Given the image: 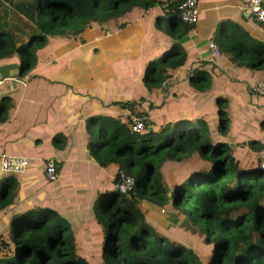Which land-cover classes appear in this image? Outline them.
Here are the masks:
<instances>
[{"label":"trees","instance_id":"1","mask_svg":"<svg viewBox=\"0 0 264 264\" xmlns=\"http://www.w3.org/2000/svg\"><path fill=\"white\" fill-rule=\"evenodd\" d=\"M184 1L19 0L17 13L26 22L17 15L12 19L14 24L0 20V60L17 55V77L24 80L50 43L69 37L85 44L113 20L134 11L155 12L142 48L144 55L150 56L141 78V95L147 97H141L139 103H113L119 113L92 115L84 123L90 156L113 174L94 203L97 245L88 250L95 252L76 248L75 232L53 209L30 207L14 215L9 234L0 235V264H264V170L258 158L264 142L253 134L246 137L252 130H242L244 122H235L222 110L220 105H227L226 98L218 97L215 107L206 102L201 109L194 106L189 111L180 102L172 107L166 103L163 85L187 63L179 42L193 27L180 18L178 8ZM236 29L217 41L220 52L231 56L232 62L245 63L248 69L264 67V44L246 48L245 34ZM154 35L171 39L165 43L171 49L160 59L161 45L157 51L152 45L157 39L148 40ZM193 75L192 92L206 95L208 76L200 72ZM254 94L264 100V96L249 91L250 96ZM151 96L161 98L156 103ZM199 98L187 101L193 104ZM258 106L264 112V101ZM12 107L10 98H0V125L8 121ZM123 113H128L127 118H122ZM260 113L259 121L251 125L264 129ZM133 117L142 119L143 132L131 131ZM64 139L62 135L55 138L57 148L63 147ZM185 159L187 175L174 183L169 197L160 169L167 162ZM120 172L134 181L129 194L113 189ZM3 182L0 211L12 207L17 187L14 176H4ZM140 203L152 208L171 205L199 230L209 254L201 258L185 245L155 232L144 220Z\"/></svg>","mask_w":264,"mask_h":264},{"label":"crops","instance_id":"2","mask_svg":"<svg viewBox=\"0 0 264 264\" xmlns=\"http://www.w3.org/2000/svg\"><path fill=\"white\" fill-rule=\"evenodd\" d=\"M18 2L19 0H0V20L3 23L14 24V15L26 22L17 13ZM248 2L249 0H196L198 19L192 26L193 29L179 42L187 55V63L166 82L164 88L167 90V105L172 107L174 103L179 105L180 102L185 104L188 111L194 106L199 108L203 102L201 97L204 96L192 92L190 83L193 81V74L200 72L208 76V83L214 84L210 89L216 90L228 85L224 89L231 87L232 90L239 91L246 109L243 114L240 113L239 118H233L235 122L242 120L246 125L249 121L248 126L256 122L260 108L258 104L264 100L255 94L250 96L249 91L254 90L258 84H264V67L251 70L245 67V63L240 65V62H232L231 56L220 52L217 42L226 38L224 34H232L238 28L245 34L243 41L246 48L253 49L264 44V28L251 17L247 10ZM154 14L155 12L149 15V12L134 11L126 18L113 20L101 27L100 34L94 35L85 44L69 37L50 43L40 55L38 66L24 80L17 77V55L0 60V98L8 97L13 102L8 121L0 125V155L22 156L29 160L25 173L14 176L17 187L30 175L44 182L48 190L46 195L36 197L35 201L21 195L14 200L12 207L1 210L0 235L9 234L14 215L30 207H47L57 213L61 211V216L67 218L75 235L83 236L97 226L94 203L113 174L109 169L101 168L90 156L84 123L92 115L119 113L118 107L115 108L113 103H139L145 60L146 57L150 58L147 54L144 55L142 48ZM122 24L125 28L120 29ZM155 41L157 40L152 45L157 49L160 46ZM211 42L218 47V56L213 55L210 50ZM166 44L163 49H157L158 55L171 49ZM248 56L245 54V57ZM209 75L218 76L212 81ZM228 75L232 77L229 78ZM198 82L207 83L203 79H198ZM206 93L209 96L208 106L211 108L216 99L212 101L208 91ZM197 96L200 98L193 104L187 101ZM203 104L202 107L205 106ZM253 106L256 108L255 112L252 111ZM168 113L170 114L169 111ZM251 114H254V119H250ZM60 135L65 137V144L62 148H57L55 138ZM47 160L55 163L58 174L56 181L52 183L46 181L43 173ZM4 176L0 172V190L5 185ZM58 194L63 201L52 205L47 203L45 206L46 199L58 198ZM64 204L68 205L65 213H72L70 218L67 214L63 216ZM91 214L95 222L86 223L85 220L91 219ZM96 232L95 229L93 235ZM80 238L82 237H76V244L80 240L81 244L87 243L85 238ZM93 242L96 243V240Z\"/></svg>","mask_w":264,"mask_h":264},{"label":"rangeland","instance_id":"3","mask_svg":"<svg viewBox=\"0 0 264 264\" xmlns=\"http://www.w3.org/2000/svg\"><path fill=\"white\" fill-rule=\"evenodd\" d=\"M108 24H110V23H108ZM104 26H107V25H104ZM227 28L230 29L229 27H227ZM151 32H154V31H151ZM155 33L158 34L157 32H155ZM228 33H231V32L228 31ZM149 39L150 40L157 39V44L161 45V47L163 48L164 44L166 42L165 39H167V38L166 37L158 38V35L157 36L154 35V37H148V40ZM146 44H148V42H146ZM160 55H161V53H160ZM160 55H158V57ZM159 59H160V57H159ZM144 74H145V70L143 72V76H144ZM217 76L218 75H213V76L209 75V77L212 81L214 79L216 80ZM228 77L230 78L232 76L228 75ZM115 84L116 83H114V85ZM205 85L210 86V88L214 87V84H205ZM225 86H228V85L220 86L219 89H216V90H214V89L207 90L209 95H210V99L213 101L214 99H217L218 97L227 98L228 99L227 105L226 106H224V104L220 105V106H222V110L225 111L227 114L233 113L234 115L231 114L233 116V118H239L240 113L243 114L244 110L246 109V105H243L244 100H242V98L240 97L239 91L232 90L231 87L224 89ZM139 97H145L146 98L147 94L140 95ZM160 98L161 97L154 98L153 96H151V100L153 102H156V103ZM208 99H209V96L204 95L203 102H201V104L199 105L200 109L202 107V104L203 103L205 104L208 101ZM213 104H214V102H213ZM214 106H216V105H214ZM138 108L140 109V108H142V106L141 107L139 106ZM253 110H254V112L256 110V108L254 106H253L252 111ZM259 110L261 112L260 113V115H261L260 120H263L264 119V112L261 111L260 108H259ZM259 110H258V112H259ZM122 115H128V113H123ZM231 115H230V117H231ZM254 118H255L254 114H251L250 119H254ZM258 119H259V114L255 120L256 123L259 121ZM248 122L245 125V127H246L245 129L249 130V131L252 130V131H250L246 137H248L249 134H253L255 137H257L258 140L259 139L264 140V129L256 128L254 126V124L251 125L250 123H249L250 126H248ZM88 150H90V148ZM247 155L250 156L251 153L248 152ZM187 165H188L187 160L185 159V160H182L180 163L167 162L160 169L162 182H163V185L165 186V188L169 191V194H168L169 197L172 195V191L176 187L174 185V183L179 182L186 177ZM36 178L37 177H33V176L28 175L27 177H25L21 181L20 185L18 186V187H20L19 190H18V187H16L15 190H13L12 197H11L13 204H14V200L18 199L21 195H23L24 197L32 198L31 201H35L36 197L46 195V193L48 192V190H46V185L39 178L38 179H36ZM26 182H33V184L28 185V184H26ZM84 191L87 192L85 189H84ZM0 195H1V190H0ZM46 201L47 202L45 203V206H47V203L49 205H52V204H57L59 201H63V200L59 199V194H58V198H48V199H46ZM64 205H65V207L62 209L63 216H64V214H67L70 218L72 213H65L68 205H66V204H64ZM139 209H140L141 213L143 214V218L147 222V224L149 226H151V228H153V230L155 232H157L158 234H161L162 236H165L172 241H176L178 243H181L182 245H185L187 248L192 249L201 258H203L209 254V246H206L203 243V236L200 234L199 230L197 228L193 227L189 223V220L187 218H185V216L181 215L178 211L172 209L171 205L165 206L162 208H155V207L152 208V207L148 206L147 203H140ZM58 214L64 220L65 223H69L68 221H66L67 220L66 217L61 216V211L58 212ZM88 221L89 222L92 221V223L95 222L93 214H91L90 220H85L86 223H88ZM69 226L73 229V227L70 223H69ZM83 227H85V225ZM85 229H87V228H85ZM94 230H95V227L91 228L90 229L91 232L90 233L86 232L83 235L84 237L81 234H78V235L76 234L77 235L76 237H82V238H80L82 240L85 238V242H87V243L81 244L82 243L81 240L80 241L78 240L79 242L76 244V248L78 250H82L84 252L87 251L88 253H92V254L95 252V251L88 250V249H95V247H96L95 245H97L96 243L93 242L94 239L96 240L95 235H93V233H92ZM105 232H106V228L102 230V236L103 237H106ZM104 240H105V238H104Z\"/></svg>","mask_w":264,"mask_h":264},{"label":"built area","instance_id":"4","mask_svg":"<svg viewBox=\"0 0 264 264\" xmlns=\"http://www.w3.org/2000/svg\"><path fill=\"white\" fill-rule=\"evenodd\" d=\"M180 18L187 26H193L198 19V9L196 0H185L178 8ZM251 17L254 21L264 28V0H249L247 5ZM209 48L213 55H219V49L214 42L209 43ZM259 96H264V84H258L254 89ZM123 119L127 115L122 116ZM130 129L134 133L144 131V122L138 117H133L130 122ZM259 167L264 170V149L259 152ZM29 165V160L22 156H12L8 154L0 155V172L5 176H20L25 173ZM43 173L47 182L56 181L58 174L55 163L52 160H47L43 166ZM134 186V181L131 177L124 173H119L117 180L113 185V189L121 194H129Z\"/></svg>","mask_w":264,"mask_h":264},{"label":"water","instance_id":"5","mask_svg":"<svg viewBox=\"0 0 264 264\" xmlns=\"http://www.w3.org/2000/svg\"><path fill=\"white\" fill-rule=\"evenodd\" d=\"M163 87H166V84H164Z\"/></svg>","mask_w":264,"mask_h":264}]
</instances>
